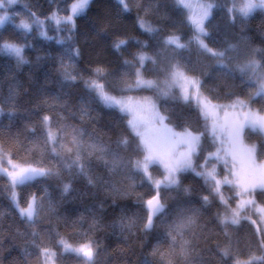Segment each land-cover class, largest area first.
Instances as JSON below:
<instances>
[{
	"label": "trees",
	"instance_id": "1",
	"mask_svg": "<svg viewBox=\"0 0 264 264\" xmlns=\"http://www.w3.org/2000/svg\"><path fill=\"white\" fill-rule=\"evenodd\" d=\"M206 1L214 7L204 40L215 50L228 49V69L220 68L214 57L198 47L186 12L175 0H126L128 10L118 0H90L83 14L74 19V27H56L49 19L69 15L75 0H18L8 10L11 22L0 29V45L22 47L23 62L0 48V148L13 162L52 169V174L18 186L21 207L33 196L42 205L34 221L20 215L12 202L10 181L0 175V264H43L44 249L55 252L56 264H84L82 257L61 251V239L74 246L91 241L94 264H235L237 257L243 261L252 255L264 256L260 245L264 232L255 211L257 206L264 207V193L257 189L252 197L255 205L241 210L238 225L225 228L222 217L230 215L242 197L236 196L233 185L221 183L220 193L228 201L225 205L213 189L214 182L206 183L191 170L178 174V187L161 186L159 198L165 211L153 218V227L146 231V201L157 189L131 166L130 161L144 155L138 147L140 139L129 126L128 116L107 107L85 85L86 80L99 78L118 98H152L173 129L203 133L193 159L196 171L214 166L217 179H233L223 161L213 158L205 165V158L220 147V142H213V122L202 117L191 101L167 99L153 88L134 87L143 54L152 59L144 61L141 72L160 89L169 67L179 64L187 75L200 80L203 95L212 102L230 104L237 97L249 98L255 89L249 87L236 65L253 55L258 60L264 56V12L243 18L229 13L231 0ZM21 21L29 23L30 30L19 28ZM142 21L145 27H141ZM149 27L153 31L146 30ZM172 35L188 46L166 45ZM121 40L125 43L117 48ZM97 68L103 70L99 77ZM69 74L76 79H66ZM250 103L264 111V100L259 97ZM45 116L64 145L58 147V155L47 143ZM73 134L80 142L79 149L71 144ZM123 139L128 140L127 145L121 143ZM244 140L255 144L257 160H264V135L246 131ZM91 145L102 147L106 154L92 150ZM77 151L84 172L72 165ZM113 157L120 160L116 170L111 166ZM149 172L154 180L163 177L158 165H151ZM180 214L195 220L185 236L192 243L188 258L180 255L178 247H170L167 236ZM225 248L228 257L222 255ZM159 253L164 254L163 259Z\"/></svg>",
	"mask_w": 264,
	"mask_h": 264
},
{
	"label": "snow or ice",
	"instance_id": "2",
	"mask_svg": "<svg viewBox=\"0 0 264 264\" xmlns=\"http://www.w3.org/2000/svg\"><path fill=\"white\" fill-rule=\"evenodd\" d=\"M16 0H7L8 4L15 3ZM90 0H75L71 4V14L65 17L57 18L55 15L52 17L56 19L59 24L63 20L66 24L75 26L74 17L83 14V12L89 6ZM118 3L124 5V10H128L126 0H118ZM176 3L187 10V20L194 28L193 40L198 47L205 53L210 54L215 58L218 66L222 69H228V64L225 60H230V57L226 55L228 49L224 51L215 50L210 48L204 41V37L208 35L205 27V21L211 15L213 4L207 3L206 0H176ZM5 6V0H0V8ZM257 9H264V0H233V6L228 9L229 13H237L243 18H247ZM7 19L6 16H0V25ZM39 23V21H37ZM20 27L26 30H30L31 25L25 21H21ZM141 27H145L143 21ZM148 31H153L150 27ZM125 41L121 40L116 44L119 48ZM191 43V41H190ZM166 45H175L177 48H185L188 45L180 42V37L172 35L169 36L166 41ZM3 50L14 54L19 62H23L22 47L12 44L4 43L0 45ZM258 51V50H257ZM78 55V51L75 53ZM146 59H152L141 54L139 57L140 67L135 72V85L136 88H159V85L153 81L145 79L141 68L144 66ZM264 56L261 59H256L255 55L247 59L243 64L236 65V70L239 71L242 77L247 78L249 87L254 88V92L249 95L247 100L237 97L232 103L228 105H213L207 97L203 96L200 91L201 82L196 77H191L183 70L179 64H173L167 70L168 78L164 81V87L160 89L162 95L167 96L169 91L174 87H179L183 99L188 101L190 98L195 99L197 106L200 107L201 113L207 117L212 114V110L221 108L225 110V119L223 123L217 120H213L211 126V135L213 142L219 141L220 147L215 152L209 153L205 158V165L209 160L215 159L217 161H223L224 166L229 169L233 179L229 180L228 177H224L223 181L217 179L216 169L213 166L210 170L205 168L203 171H196L193 167L192 158L196 153L199 146L201 135L193 134L188 129L183 132H173L171 129L164 125L165 117L160 115L156 110L155 103L149 97H144L142 101L133 100L132 97L118 98L111 95L105 87V84L101 82L99 78L89 79L85 81L86 87L96 97L104 103L107 107H118L121 112L130 113L132 119L128 120L129 126L140 138V144L138 147L142 148L144 155L142 159H135L130 161L131 166L137 171L142 172L152 181L157 189L156 195L146 201V207L148 209V215L144 223V229L150 230L153 227V217L159 216L165 211V205L159 198V189L161 186L164 188H171L173 186H179L180 181L178 174L184 171L191 170L196 172V175L205 179V182H214L213 189L220 196L221 202L228 205V201L220 193L221 183L233 185L237 191L236 196L242 197L238 202L237 207L230 209L231 214L225 215L221 219V224L227 228L230 225H238L241 219V210L246 206L255 205V200L252 198L255 196L257 189L264 193V160L258 162L257 160V146L255 144L248 145L245 143L244 137L246 131L250 133H256L258 135H264V111L253 109L251 107V101L259 97L264 100ZM155 63V61H153ZM127 63V62H126ZM97 76L103 74V70L97 68ZM66 79L75 80L76 77L72 75H66ZM133 87V85H128ZM191 89V93L189 92ZM228 110H231L229 113ZM231 115V119H228ZM49 117H44L45 126L48 127L47 143L51 145V151L59 154L58 147H64L58 140V133L52 131L48 126ZM159 124L163 131L155 127ZM75 133V130H73ZM122 144L127 145L128 140L123 139ZM71 144L80 147V142L75 134L72 135ZM183 146V150H179ZM92 150L98 151L101 154H106L102 147L91 145ZM67 151L71 152L72 148H67ZM6 155L3 149L0 148V174L7 175L10 179V183L13 189L18 185H24L30 181L36 179L39 176H48L52 174V169H46L43 167L37 168L31 165L22 166L18 163H14L13 160L8 157L7 163L10 165L11 170L8 167H4V160ZM81 157L79 151H77L76 158L72 161V165H76L80 168L81 172H84V165L80 162ZM107 163V161H106ZM160 163L164 167L163 179L154 180L149 172L151 165ZM71 166V165H70ZM112 170H116L120 167V160L118 157H113L111 161ZM204 168V165L201 166ZM91 183V179L89 180ZM68 190V186L65 185V191ZM14 202L19 207V202L16 201V193L12 192ZM245 197H247L245 199ZM205 202H208V197H203ZM42 205L38 203L35 196L31 201L27 203L26 207L20 208L22 216L27 217L29 221H34L38 218ZM257 211L264 214V207L257 206ZM248 218V217H245ZM255 223V221H253ZM195 220L192 216L180 214L176 222L169 226L167 236L170 238V247L175 250L179 248L180 255L188 258L192 252L191 240L186 239V233L191 232ZM131 227V222L128 225ZM259 231V230H258ZM227 234V233H226ZM59 243L63 246L67 252L75 253L78 257H82L84 264H94L95 250L92 246V242L88 241L74 246L67 241L61 239ZM260 245L264 248V239H261ZM42 254L45 257V264H54L53 257L54 252L49 249L42 250ZM155 254V253H154ZM163 259L164 254L159 253ZM222 255L225 257L230 256L227 248L222 250ZM257 261H264V256L257 257L255 255L250 256L247 260H240L235 258V264H256ZM171 264V261H168Z\"/></svg>",
	"mask_w": 264,
	"mask_h": 264
},
{
	"label": "rangeland",
	"instance_id": "3",
	"mask_svg": "<svg viewBox=\"0 0 264 264\" xmlns=\"http://www.w3.org/2000/svg\"><path fill=\"white\" fill-rule=\"evenodd\" d=\"M17 1L18 0H16V2L15 3H13V4H8L7 3V0H5V6L3 7V8H0V16H6L7 17V19L4 21V23L2 24V25H0V29L5 25V24H7V23H9V22H11V20H10V16H9V12H8V10L11 8V7H13L16 3H17ZM176 1V0H175ZM207 3H211V4H213V7H214V3L213 2H208V1H206ZM231 5H233V0H231ZM178 5V4H177ZM180 7V6H179ZM182 8V7H181ZM184 9V8H183ZM185 10V12H186V16H187V10L186 9H184ZM212 10H213V8H212ZM212 10H211V13H212ZM257 11H261V12H264V9H257L255 12H257ZM255 12H253L252 14H254ZM71 14V6H70V9H69V15ZM236 15H238L237 13H235ZM251 14V15H252ZM54 16V15H53ZM53 16H51L50 17V22H52L56 27H59L60 25H62V24H66V23H64L63 22V20H61V22L58 24L57 22H56V19H53L52 17ZM211 16V15H210ZM210 16H209V18H210ZM250 16V15H249ZM55 17H57V18H59L58 16H56L55 15ZM77 16H75L74 17V19L76 18ZM208 18V19H209ZM208 19L205 21V26H206V23H207V21H208ZM188 21V20H187ZM21 24V23H20ZM20 24L18 25V27L19 28H22V27H20ZM44 24V23H43ZM190 24V23H189ZM45 25V24H44ZM44 25H43V28H44ZM191 25V24H190ZM192 26V25H191ZM193 27V26H192ZM23 29V28H22ZM194 29V28H193ZM44 32H46V29L44 30ZM44 32H43V34H44ZM41 36H43V35H41ZM205 41V40H204ZM2 51H3V53H5V54H7V55H11V56H13V57H15V58H17L14 54H12V53H9V52H7V51H5V50H3L2 49ZM18 59V58H17ZM148 80H151V79H148ZM154 81V80H153ZM143 88V87H142ZM146 89H148V88H146ZM153 89L154 90H157V91H160V88H156V87H153ZM175 90V91H174ZM191 89H189V92L191 93ZM200 91H201V89H200ZM202 92V91H201ZM164 96V98H167V99H179V100H181V101H183V102H187V101H185L184 99H183V96H182V94H181V91H180V89H179V87H174V88H172L170 91H169V94L167 95V96H165V95H163ZM204 96V95H203ZM132 98H133V100L135 101V100H139V101H142L143 100V98L144 97H147V96H140V97H135V96H131ZM205 97V96H204ZM150 98V97H149ZM208 99V98H207ZM151 100H152V98H151ZM209 100V99H208ZM154 103H155V105H156V110L159 112V114L160 115H162L161 114V112H160V110H159V108H158V106H157V103H156V101H154V100H152ZM188 101H191L196 107H197V109L200 111V114L202 115V117H204L205 118V116L201 113V109H200V107H198L197 106V102H196V100L195 99H192V98H190ZM209 101H211V100H209ZM211 103L213 104V105H228V104H221V103H215V102H212L211 101ZM252 107V106H251ZM113 108H116V109H118L119 110V108L118 107H113ZM253 109H257V108H255V107H252ZM259 110V109H258ZM120 111V110H119ZM229 111V113H231V110H228ZM121 112V111H120ZM122 113H124L126 116H128V120L129 119H132V115L130 114V113H126V112H122ZM163 116V115H162ZM232 117H231V115H229V117H228V119H231ZM206 119V118H205ZM217 120V121H219L220 123H223L224 122V119H225V110L224 109H221V108H216V109H213L212 110V114H210L208 117H207V120H209L210 122H213V120ZM164 125L165 126H167V128H169V129H171L173 132H182V131H176L175 129H173L171 126H169L167 123H166V121L164 120ZM155 127L157 128V129H160L161 130V132L163 131V129L161 128V126L157 123L156 125H155ZM132 129V128H131ZM133 131V130H132ZM134 132V131H133ZM135 133V132H134ZM140 139V138H139ZM198 148V147H197ZM179 150H183V146H181V148L179 149ZM196 152H197V150H196ZM196 154V153H195ZM195 154L193 155V158H192V162H193V159H194V156H195ZM7 159V158H6ZM259 161H261V160H258V162ZM15 163V162H14ZM21 165V164H20ZM153 165H158L160 168H161V170L163 171V176H164V172H165V170H164V167H163V165H161L160 163H155V164H153ZM22 166H27V165H22ZM4 167H8L9 168V170H11V167H10V165H8V163H7V160H4ZM0 175H3V176H5L9 181H10V179H9V177L7 176V175H4V174H0ZM162 179H163V177H162ZM18 186H20V185H18ZM18 186L17 187H15V189H13V191H15V193H16V197H15V199H16V201H18V196H17V193H18ZM31 201V200H30ZM12 202H13V205L18 209V211H19V213H20V208H23V207H21L20 205H19V207H17V204H16V202H14V200H13V197H12ZM255 211L259 214L258 215V221L260 222L259 224H258V226H259V228L264 232V214H262V213H260L259 211H257V207H255ZM20 215H21V213H20ZM25 217V216H24ZM27 218V217H26ZM60 247H61V251L63 252V253H72V252H67V251H65L64 250V248H63V246L60 244ZM51 252H54V251H51ZM55 253V252H54ZM72 254H75V253H72ZM76 255V254H75ZM55 256H56V254H55ZM55 256L53 257V260H54V264H56V261H55ZM42 257H43V264H45V257H44V255L42 254Z\"/></svg>",
	"mask_w": 264,
	"mask_h": 264
},
{
	"label": "water",
	"instance_id": "4",
	"mask_svg": "<svg viewBox=\"0 0 264 264\" xmlns=\"http://www.w3.org/2000/svg\"><path fill=\"white\" fill-rule=\"evenodd\" d=\"M146 208H147V207H146ZM147 210H148V209H147ZM154 217H155V216H154ZM154 217H153V218H154Z\"/></svg>",
	"mask_w": 264,
	"mask_h": 264
}]
</instances>
